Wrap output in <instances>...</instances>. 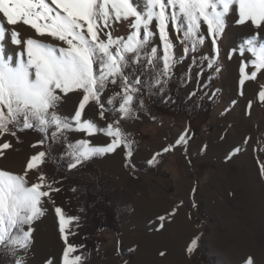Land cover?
Segmentation results:
<instances>
[{
	"label": "rangeland",
	"instance_id": "374dc122",
	"mask_svg": "<svg viewBox=\"0 0 264 264\" xmlns=\"http://www.w3.org/2000/svg\"><path fill=\"white\" fill-rule=\"evenodd\" d=\"M133 21L134 18H128L113 22L112 35L126 38L133 31ZM155 25L154 21V32ZM6 27L9 32L4 41L5 53L15 59L25 49L12 43L11 30L19 31L23 40L37 34L22 23ZM169 33L176 60L173 74L183 88L184 109L166 105L173 91L168 81L163 91L154 84L150 90L142 88L134 100V112L123 117L111 110L113 105L106 103L121 92L117 81L115 85L109 84L101 96L108 109L103 118L99 106L91 102L85 109V119H93L99 128L118 120L132 142L130 156L127 145L120 146V167L131 178L163 179L171 187L181 210L171 209L163 196H159V203L138 208L137 194L141 192L146 199L149 187L144 180L123 182L117 168H106L103 158L109 153L96 155L72 168L74 173L87 178L93 189L104 190L117 212L118 231L105 228L100 235V264H246L249 257L253 264H264V100L260 98L264 92V69L252 77L255 68L251 61L255 57L246 49L240 52L242 44L253 35L258 42H264V24L257 27L252 21L240 23L238 6L234 5L225 17V27L216 44L206 25H202L205 40L195 53L184 52L182 36L173 32L171 23ZM48 42L59 43L51 38ZM159 43L156 37L149 47ZM205 57L215 59L212 68L207 66ZM207 69L217 78L210 86L204 72ZM81 98L80 92L68 93L59 106L60 112L73 114ZM201 99L205 106L193 115ZM119 103L117 98L114 106L118 108ZM181 137L184 142L177 143ZM41 139L44 136L38 130L16 132L15 137L10 133L0 136V144H11L9 149H0L4 153L0 156V169L22 174L30 157L40 151L52 152L57 160L69 165L65 141L52 143L50 151L48 143H37ZM80 139L104 146L112 138L103 132L92 136L79 131L67 133V142ZM166 148L169 150L164 151ZM153 157L156 162L150 164L148 161ZM40 173L45 175L47 184L55 176L45 162L29 171V182H36ZM186 180L191 182V187L185 184L180 191V184ZM44 208V214L31 225L32 239L25 264H63L61 250L68 245L76 247L70 258L79 255L81 240L75 224L70 231L65 229L62 233L60 217L55 212L57 206L51 196L45 198ZM197 237V246L189 252L191 241ZM60 238L61 245L57 242ZM112 252L115 258L106 263ZM8 258L7 264H12V257ZM79 264H86L84 256Z\"/></svg>",
	"mask_w": 264,
	"mask_h": 264
},
{
	"label": "snow or ice",
	"instance_id": "6c2138e0",
	"mask_svg": "<svg viewBox=\"0 0 264 264\" xmlns=\"http://www.w3.org/2000/svg\"><path fill=\"white\" fill-rule=\"evenodd\" d=\"M234 5L238 6L240 23L252 21L257 27L264 24V0H0V136L10 133L15 137L17 131L38 130L44 139L37 143H48L50 151L52 143L63 140L65 154L71 161L69 168L96 155L114 152L121 145H127L130 156L132 142L119 121L99 128L93 119H85L86 107L94 102L103 118L108 109L101 96L109 84L119 81L121 92L106 103L113 105L111 110L128 117L134 112L133 103L142 88L150 90L154 84L163 91L173 74L176 60L169 24L173 32L181 34L186 45L184 52L195 53L205 40L202 25H206L216 44L224 30L225 17ZM128 18H134L133 31L126 38L114 37L111 24ZM21 23L37 35L23 40L19 31L11 30L12 43L25 49L14 59L5 53L4 41L9 32L6 25ZM156 37L160 43L149 47ZM48 38L59 43L48 42ZM245 49L255 57L251 61L255 68L251 75L255 77L264 69V42H258L253 35L242 44L241 54ZM218 51L216 45L217 54ZM205 59L212 68L215 59ZM244 78H248L247 73ZM71 92L82 93V98L73 114L64 115L59 106ZM117 98L118 108L114 106ZM260 98L264 100V92ZM70 131L88 136L103 132L112 139L104 146H94L89 139L67 142ZM181 142L184 137L177 141ZM10 147L8 142L0 144V149ZM48 154L40 151L32 155L22 174L0 169V252L12 257V264H25L32 239L31 225L44 214L45 198L53 190L59 191L46 183L43 173L36 182H29V171L43 164ZM148 162L154 163L156 158ZM55 212L64 233L66 223L74 218H66L59 207ZM197 242L198 237L191 241L189 252ZM75 251V246L68 245L63 264H79L81 255L70 258ZM246 264H253L251 257Z\"/></svg>",
	"mask_w": 264,
	"mask_h": 264
},
{
	"label": "trees",
	"instance_id": "16d2710c",
	"mask_svg": "<svg viewBox=\"0 0 264 264\" xmlns=\"http://www.w3.org/2000/svg\"><path fill=\"white\" fill-rule=\"evenodd\" d=\"M217 68V67H216ZM207 77V84L212 85L213 81L217 80L216 76H211L208 69L204 70ZM173 87L170 98L167 99L166 105L176 109H184L185 98L182 94V86L178 83L177 75L172 74L169 80ZM199 105L195 108L193 115H197L203 109V99L199 101ZM147 106H151L148 102ZM211 128V125L208 126ZM21 132V131H17ZM193 135H196L194 131ZM45 162L50 166V171L55 173L51 177L48 184L52 185L53 190L50 194L53 204L63 210L66 218L71 219L66 223L65 229L70 231L72 224H75L77 234L80 237L81 244L79 245V255L84 256L86 264H100V235L105 228H110L118 231V217L115 206L102 189H93L91 182L74 173L72 168L57 160L52 152L48 151ZM9 255L0 252V264L9 262Z\"/></svg>",
	"mask_w": 264,
	"mask_h": 264
},
{
	"label": "bare ground",
	"instance_id": "6f19581e",
	"mask_svg": "<svg viewBox=\"0 0 264 264\" xmlns=\"http://www.w3.org/2000/svg\"><path fill=\"white\" fill-rule=\"evenodd\" d=\"M0 16H2V14H0ZM255 89V88H254ZM260 89V88H259ZM257 93V92H256ZM249 102V101H247ZM103 139V138H102ZM101 140V139H100ZM109 143L111 142V139L108 140ZM108 144V143H107ZM226 147V146H225ZM149 153V152H148ZM120 158H121V148L118 147L114 152L109 153L106 157L103 158V165L106 168H117L118 171L121 174V179L123 182H130L132 180H135L136 182L140 181V180H144L146 182V185L149 187V194L147 196V198H143L141 195V192L139 194H137V205L138 208H142V207H146L149 206L153 203H159L161 202V200L159 199V196H163L166 197V200H164V203H167L169 205V207L171 209L174 210H181V208L176 204L175 202V198L172 195V189L171 187L165 183L163 181V179H161L158 176H148V177H136V178H131L130 175L128 173H126L125 171H123V169L120 167ZM122 159V158H121ZM110 170V169H109ZM223 175V174H222ZM141 183V182H140ZM134 184V183H133ZM187 184L191 187V182L189 180L184 181L183 183L180 184L179 189L180 191L182 190L183 186ZM139 185V184H137ZM156 187V188H155ZM142 189V188H141ZM184 189V188H183ZM146 191V190H145ZM136 192V191H135ZM147 193V192H146ZM136 195V194H135ZM166 206V205H165ZM137 208V209H138ZM147 209V208H146ZM183 211V210H182ZM142 212V211H141ZM144 212V211H143ZM139 213V212H138ZM49 223V222H48ZM40 226V225H39ZM41 227V226H40ZM44 227V225H43ZM39 231V230H38ZM41 232V231H40ZM131 237H133V235H131ZM140 240V239H138ZM61 244L62 240L61 238L59 239V241H57ZM59 243H57L56 246L59 245ZM66 249H62V262H63V253ZM115 257L113 256V252L112 254H108L107 259H106V263H109L112 259H114Z\"/></svg>",
	"mask_w": 264,
	"mask_h": 264
}]
</instances>
